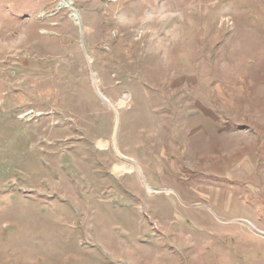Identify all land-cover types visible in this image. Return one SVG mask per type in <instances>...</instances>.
Returning a JSON list of instances; mask_svg holds the SVG:
<instances>
[{"label":"rangeland","instance_id":"374dc122","mask_svg":"<svg viewBox=\"0 0 264 264\" xmlns=\"http://www.w3.org/2000/svg\"><path fill=\"white\" fill-rule=\"evenodd\" d=\"M259 232L264 0H0V264H264Z\"/></svg>","mask_w":264,"mask_h":264},{"label":"bare ground","instance_id":"6f19581e","mask_svg":"<svg viewBox=\"0 0 264 264\" xmlns=\"http://www.w3.org/2000/svg\"><path fill=\"white\" fill-rule=\"evenodd\" d=\"M125 102L124 99H121L120 102H119V105H123ZM101 144V143H100ZM123 160V159H122ZM127 162H131L133 163V160L130 161L129 159H125ZM124 162V161H123ZM124 166H121V169H125V170H130L131 169V166H128L127 164H123ZM118 169V168H117ZM122 171V170H121ZM254 231H256V229L251 225V224H248Z\"/></svg>","mask_w":264,"mask_h":264},{"label":"water","instance_id":"95a60500","mask_svg":"<svg viewBox=\"0 0 264 264\" xmlns=\"http://www.w3.org/2000/svg\"><path fill=\"white\" fill-rule=\"evenodd\" d=\"M102 99L104 100V101H106L105 99H104V97H102ZM248 223V222H247ZM248 224H250V223H248ZM257 231V230H256ZM258 232V231H257ZM259 233H261V234H264L263 232H259Z\"/></svg>","mask_w":264,"mask_h":264},{"label":"crops","instance_id":"0c3cea01","mask_svg":"<svg viewBox=\"0 0 264 264\" xmlns=\"http://www.w3.org/2000/svg\"><path fill=\"white\" fill-rule=\"evenodd\" d=\"M154 190V189H153ZM155 190H157V189H155Z\"/></svg>","mask_w":264,"mask_h":264}]
</instances>
